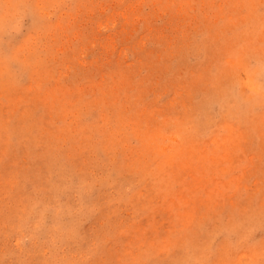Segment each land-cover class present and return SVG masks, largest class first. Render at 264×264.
<instances>
[{"label":"rangeland","instance_id":"1","mask_svg":"<svg viewBox=\"0 0 264 264\" xmlns=\"http://www.w3.org/2000/svg\"><path fill=\"white\" fill-rule=\"evenodd\" d=\"M0 264H264V0H0Z\"/></svg>","mask_w":264,"mask_h":264}]
</instances>
